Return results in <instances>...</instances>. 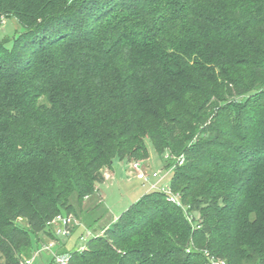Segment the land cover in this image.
I'll return each instance as SVG.
<instances>
[{
    "label": "trees",
    "instance_id": "trees-1",
    "mask_svg": "<svg viewBox=\"0 0 264 264\" xmlns=\"http://www.w3.org/2000/svg\"><path fill=\"white\" fill-rule=\"evenodd\" d=\"M3 17L21 27L0 39L4 264L147 138L183 206L146 192L69 264H264V0H0Z\"/></svg>",
    "mask_w": 264,
    "mask_h": 264
},
{
    "label": "rangeland",
    "instance_id": "rangeland-1",
    "mask_svg": "<svg viewBox=\"0 0 264 264\" xmlns=\"http://www.w3.org/2000/svg\"><path fill=\"white\" fill-rule=\"evenodd\" d=\"M20 28L15 18H1L0 39H5L6 45L11 46L12 37L19 33ZM146 144L149 151L148 159L120 161L119 158H115L112 168L104 169L105 182L99 185V190L83 202H80L76 196L71 197L76 210V213L72 215L77 223L73 227L72 235L67 238V244L62 249L70 253L74 250L85 251L88 247V240L93 238L94 234L100 235L103 229L110 227L115 217L127 210L142 195L157 187L165 189L170 187L172 169L168 166L169 156L166 154L163 159L160 158L152 141L148 138ZM51 241L43 237L39 244L40 248ZM59 244L57 243L54 247V252H63L56 249ZM30 259V264H50L53 261V253L50 250H40ZM0 264H4L1 256Z\"/></svg>",
    "mask_w": 264,
    "mask_h": 264
},
{
    "label": "built area",
    "instance_id": "built-area-1",
    "mask_svg": "<svg viewBox=\"0 0 264 264\" xmlns=\"http://www.w3.org/2000/svg\"><path fill=\"white\" fill-rule=\"evenodd\" d=\"M184 161L183 157H180L178 159V162L182 164ZM173 169V168H172ZM157 189H161L162 191L166 192L169 195V200L171 202L176 203L178 206L182 207V203L180 202V199L178 196H176L170 188L165 189L157 187ZM77 223L76 218L72 214H58L56 217H54L48 225L53 229L57 239H53L48 245H43L39 250L35 252L37 254L40 250H50L53 253V261L51 264H69L71 259V253H58L54 252L53 249L56 246V244L60 243L59 240H63L69 236H71L73 227ZM31 259L26 260L24 264H30ZM209 264H226L224 261L212 259V261Z\"/></svg>",
    "mask_w": 264,
    "mask_h": 264
},
{
    "label": "crops",
    "instance_id": "crops-1",
    "mask_svg": "<svg viewBox=\"0 0 264 264\" xmlns=\"http://www.w3.org/2000/svg\"><path fill=\"white\" fill-rule=\"evenodd\" d=\"M117 217H115V219H116ZM114 219V220H115ZM69 238V237H68ZM67 244V238H65V239H63V244H59L58 245V247L56 248V249H60V250H62V251H66V250H64V249H62V248H64V246ZM51 264V263H50Z\"/></svg>",
    "mask_w": 264,
    "mask_h": 264
}]
</instances>
